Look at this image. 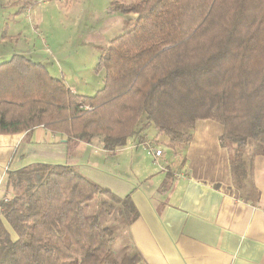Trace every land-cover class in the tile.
<instances>
[{
	"label": "trees",
	"instance_id": "16d2710c",
	"mask_svg": "<svg viewBox=\"0 0 264 264\" xmlns=\"http://www.w3.org/2000/svg\"><path fill=\"white\" fill-rule=\"evenodd\" d=\"M109 8L127 19L98 57L102 87L92 96L29 57L0 64V135L42 127L67 142L100 138L112 153L128 139L147 142L141 133L152 128L175 157L195 124L211 120L223 127L220 144L242 189L264 156V0H112ZM3 190L0 264L141 263L130 195L75 166L44 163L8 172Z\"/></svg>",
	"mask_w": 264,
	"mask_h": 264
},
{
	"label": "crops",
	"instance_id": "0c3cea01",
	"mask_svg": "<svg viewBox=\"0 0 264 264\" xmlns=\"http://www.w3.org/2000/svg\"><path fill=\"white\" fill-rule=\"evenodd\" d=\"M65 13L76 11L70 5ZM107 13L111 20L113 13ZM14 54L43 64L39 54L21 48L9 53L0 49V64ZM150 130L141 134L160 142L158 147L147 148L144 142L136 149L134 140L128 139L112 153L102 149L100 138L67 142L42 127L0 135V200L6 198L3 184L10 171L35 163L75 166L115 195H130L138 217L130 224L129 235L140 264H264V156L254 158L250 178L239 190L231 178L228 151L220 144L219 123L195 124L189 144L176 149L182 155L179 166L173 164L163 135L155 130L148 135ZM147 150L154 153L148 156ZM158 150L161 155L156 157ZM166 179L169 186L162 191Z\"/></svg>",
	"mask_w": 264,
	"mask_h": 264
},
{
	"label": "rangeland",
	"instance_id": "374dc122",
	"mask_svg": "<svg viewBox=\"0 0 264 264\" xmlns=\"http://www.w3.org/2000/svg\"><path fill=\"white\" fill-rule=\"evenodd\" d=\"M109 1L0 0V49L9 53L21 48L39 54L37 58H41L52 77L74 86L83 96H92L102 87V72H94L98 57L109 41L123 33V22L127 19L111 12ZM70 5L76 13L66 16L65 9ZM107 11L113 13L111 20ZM144 144L154 149L160 142L148 140ZM138 146L142 145L137 144L136 149ZM147 151L148 156L154 153ZM172 160L179 166L182 155L179 153ZM118 241L115 250L120 257Z\"/></svg>",
	"mask_w": 264,
	"mask_h": 264
},
{
	"label": "built area",
	"instance_id": "2783aa9c",
	"mask_svg": "<svg viewBox=\"0 0 264 264\" xmlns=\"http://www.w3.org/2000/svg\"><path fill=\"white\" fill-rule=\"evenodd\" d=\"M160 155H161V151H160V150L155 151V156H156V157H159Z\"/></svg>",
	"mask_w": 264,
	"mask_h": 264
}]
</instances>
